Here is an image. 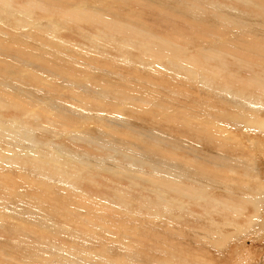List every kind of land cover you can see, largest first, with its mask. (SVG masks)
<instances>
[{
    "label": "bare ground",
    "instance_id": "obj_1",
    "mask_svg": "<svg viewBox=\"0 0 264 264\" xmlns=\"http://www.w3.org/2000/svg\"><path fill=\"white\" fill-rule=\"evenodd\" d=\"M123 1H128L127 4L134 3L142 6L144 9L152 8L155 10L152 12L180 19L185 24L196 28L198 32L192 33L198 39L185 35L178 38L155 36L151 31L146 30L139 20H133L132 11L124 14L122 8L119 7V0H78V2L32 0L35 5L36 2H47L48 5L53 4L59 8H65L68 13L74 12L73 20H77L79 23L84 20L98 22L108 27L111 38L115 32L129 34L137 43L141 44V51L152 57L153 60L148 62L145 59H138L141 65L133 66L135 61L131 63L128 59L113 60L109 56L105 57L96 51L91 52L80 45H78L79 49L78 47L72 49L66 42L58 39L55 33L45 32L40 27L42 24L34 23L35 21L30 20L31 16H29L28 20L23 17L26 21H23L20 26L18 25V28L7 26V23L4 24L0 21V64L16 63L8 61L9 56L21 59L36 57L42 63H46L44 59L52 58L57 61H68L67 63L70 65L86 62L90 66H96L97 70L100 69L99 76L103 71L110 75L117 74L120 82L101 81L92 78L93 72L92 74L89 71L81 72L86 73L88 80L81 83L101 91L103 95L115 92L125 98L123 99L125 103L116 105L106 102V100L103 101L104 99L94 98L95 96L84 90L77 93L76 90L69 88L72 96L79 98L80 106L85 108L81 114L75 112L85 120L78 126L83 125V128H87L88 126H85L87 122L97 124V119L104 120L87 112L91 107L89 104L92 103L101 107H110L109 110H106L110 114L123 111V113L133 115L158 117L159 123L146 125L149 132L154 133L152 135H147V132H137L130 128L131 126H122L130 131L134 130L141 136L144 134L143 136H147V138L153 137L155 147L146 142H139L138 145L129 147L118 141L110 140V145L107 148V150L130 161L131 165L126 168L130 172L137 169V166H140V169L137 170H141V172L144 167L152 170L149 176L153 178L155 199L143 198L142 202L133 203L136 206L134 208L144 211L145 215H142L139 212L133 214L123 212V210L108 205L109 203L104 204L97 198H90L86 193L80 192L75 185L77 184L79 187V184L83 183L77 181V183L73 182L74 185L70 184V179H66V174L60 172L58 168L67 166H63L47 156H39L34 148L37 147L36 145L32 148L27 146L31 144L20 138L27 132L14 131L12 123L17 124L18 121L4 122L0 118V144L5 142L16 148L12 151L11 156L0 147V264H260V262L264 264V256L260 258L261 255L258 257L257 253H254L250 258L249 255H246L245 248L239 249L240 245H243L241 240L247 239L251 233L259 234L264 230V220L258 216L259 210L262 209L258 191L252 187L247 189L244 186L242 187L243 191H248L250 195L244 194L245 196H243V191H241L238 192V195L235 193L236 197L235 195L229 196L232 189L227 186L230 181L227 174L223 176L211 173L217 170L211 171L201 164L200 168H196L199 165H196L195 161L186 157L174 156V153L169 151L171 149L184 150L196 160L211 164L213 162L212 165L227 170L232 169V165H237L235 168L240 169V172L245 175L252 171L256 172L255 165L253 166L244 157L245 155H241V152L239 153L236 149H239L243 142L246 146L248 144L250 148H255L258 145L256 136L264 137V0H237L247 8L253 9L252 12H256L255 19L211 0ZM14 2L20 3L21 0ZM14 2L0 0V14L16 17L17 13H12L13 10L10 9L11 6L14 7ZM41 10L43 9L41 8ZM48 10L53 12L51 8H46V13ZM27 11L29 12L30 9H26ZM133 12L136 11L133 10ZM21 16L15 19L19 23ZM47 17L49 16L47 15ZM54 21L56 22V20ZM93 27L95 26L91 28L93 29ZM21 29L25 31L19 32ZM147 40H151L153 43L146 44ZM103 42H106L105 39ZM90 45L94 48H99L97 47L99 45L103 46L97 40ZM124 53H120V55L125 56ZM5 55L8 58L1 60V56ZM163 55L170 58L168 59L169 67L166 69L159 62V58H162ZM224 56L227 59L229 57L233 62H226L223 59ZM132 58L134 57L132 56ZM19 67L22 66L17 63L15 68ZM42 69L46 70L43 67ZM222 69L227 70L229 74L232 73L233 78L236 75L240 77L242 72L248 73L250 77L248 76L249 78L246 79L247 77L242 78L241 75V80H236L239 78L233 79V81L229 78L226 81L222 80L223 82L219 80L222 83L220 84L222 88L227 89L221 90L220 85H214V87L212 85L218 79V74L214 70L220 74ZM46 71L56 74L59 70L49 68ZM3 74L10 77L14 75V71L8 68L3 71ZM30 74L28 75L30 83L38 82L42 84L43 89H47L45 85L48 81L45 83L44 79L33 69H30ZM60 75L64 74L60 73ZM96 75L94 76L96 77ZM223 76L221 78L225 77ZM230 77L232 78V75ZM121 80H125V82L123 83ZM127 80L146 86L126 83ZM3 83H0V108H4L10 99L14 101L13 105L33 112V118L47 115L45 117H48L49 121H55L49 116L52 110H48L46 107L47 109L35 108L36 110L33 111L30 104L35 103L29 99L30 97L15 95L13 88L19 89L22 88V85L7 87L5 92L1 90L5 88ZM217 86H220V90H214V88L217 89ZM53 87H50V90ZM57 88L59 89V87ZM40 90L42 91L41 88ZM47 93L46 95H48ZM244 93L255 96L254 99L258 98V100L256 99L258 102L255 100V103L246 102L248 99L244 100ZM48 96L47 98H50V95ZM38 101L44 102L45 100L41 97ZM52 104L50 103L54 109H57L54 106L57 104ZM89 110L91 111V109ZM60 117L61 115H58L57 118ZM110 120L114 121L112 118ZM131 120L144 123V120L140 119ZM107 121L109 122V120ZM182 122L191 131L206 135L207 141L197 140L195 136H189L187 132L188 137L185 138L184 129L181 130L184 127ZM62 124L67 135L77 133L83 138L91 137L97 144L105 143V140L101 139L102 136L94 137V132L103 135L99 131L98 125L96 127L92 125L91 128L85 130V133H81L78 130L75 131L66 118ZM77 127L75 128L77 129ZM151 127L156 130H152ZM229 130L235 133V138L231 137ZM12 134L18 135L11 136ZM104 134L106 135V133ZM118 137L120 138V136ZM78 138L75 136L74 139ZM178 138L187 143L181 142V146H177V144L175 146L174 140ZM26 139L31 140V135H26ZM226 141L237 143H232L235 147H227L224 143ZM6 147L7 145L4 146V148ZM257 147L262 146L259 144ZM56 149L62 152L60 147H56ZM231 149H234L240 156L239 164L231 161L233 152ZM57 152L59 153V151ZM71 159L78 160L74 157ZM251 160L253 161L252 158ZM64 179L70 183H66ZM233 180L236 181V179ZM184 181L189 185L184 184ZM214 191L221 193L214 194ZM168 193L173 194L174 197H167ZM118 197L122 199L123 206L127 207L130 197L119 192ZM184 199L187 202H183ZM204 202L207 206L202 204ZM215 208H219L223 214L216 216ZM232 208L236 211H245L246 208H251L253 211L247 219L245 218L246 222L240 227L233 223L234 230L231 231L227 214L231 212ZM217 218L218 220H215ZM191 226H195L199 231H192ZM250 231L253 232L249 233ZM4 233L13 239L7 238L3 235ZM233 245L235 247H232ZM261 251H264V245L262 249L260 248ZM235 256H237L236 260Z\"/></svg>",
    "mask_w": 264,
    "mask_h": 264
},
{
    "label": "rangeland",
    "instance_id": "obj_2",
    "mask_svg": "<svg viewBox=\"0 0 264 264\" xmlns=\"http://www.w3.org/2000/svg\"><path fill=\"white\" fill-rule=\"evenodd\" d=\"M14 1H16V0H14ZM14 1L11 0V2H14ZM68 1L78 2V0H68ZM211 1L215 2V3H220L221 5L225 6L226 8H232L244 16H247L250 18L253 17L252 19H255L257 17L256 12H252L253 9L247 8L244 4H242L241 2H239L237 0H211ZM31 2H32V0H29V1L21 0L20 3L14 2V7L11 6L10 9L13 10L12 13H14V14L17 13V15L15 14L16 17L23 15V16H21L22 18L19 19L20 23L17 20H15L16 17H13V16L11 17L8 15L6 16L4 14H0L1 15L0 21L3 22L4 24L7 23L6 24L7 26H12V27L18 28L23 21L28 20L29 16H31L30 20H33V22L35 21L34 23L40 22L42 24V26H40V27L43 28V30L45 32L55 33V35L57 36L58 39L66 42L68 44V46L72 49L75 47H78V45H80V47L88 49L91 52L96 51L105 57L109 56L113 60H117V61L119 60L120 61V60H127L128 59L131 63L133 61H135V62H133V66H137V65L140 66L141 65V63H139L138 59H145L148 62H151L153 60L152 57L148 56L147 54L145 55L141 51V49H140L141 44L137 43L135 41V39L132 36H130L129 34L124 35V33H116L115 32V34L111 38L110 30L108 29V27H105L104 25H101L98 22L94 23L91 21H87V20L83 21L82 20L83 22L79 23V22H77V20H73V17H75L74 12L68 13V10H66L65 8L64 9L59 8L57 5H53V4L48 5L47 2H44V3L43 2H36V5L34 4V2H32V3ZM126 2L128 3V1L121 0V2H120V0H119V5H120L119 7L122 8L123 13L127 14L125 12L132 11L131 14H133V16H134L133 20L134 21L139 20L141 25L146 30L151 31L155 36H161L162 38H165V37L169 38V36L174 37V38H178V37L185 35V36H191L192 38L194 37L195 39H198L197 36L192 33V32H198L196 30V28L192 27L189 24H185L180 19H174L173 17H169L170 15H166L163 13L161 14L159 12H152V10H154L152 8H149V9L145 8L144 9V7H142V6L140 7L134 3L127 4ZM120 3L122 4L123 7L121 6ZM26 4H29L28 5L29 7ZM30 4H32V5L30 6ZM15 5L17 6L18 9L15 8L16 7ZM19 5H22L23 7H20ZM129 5H132V6H130L131 9H130ZM135 5H136V7H135ZM34 6H36L37 8ZM21 8H22V10H21L22 12L20 11ZM25 8L28 10L30 9V11L26 12ZM41 8L43 10H41ZM46 8H49V9L51 8V10H53V12L48 10V12L46 13V11H45ZM53 8H55V9H53ZM133 10H135L136 12H133ZM149 10H150V12H149ZM246 12H247V14L248 13L249 14L247 15ZM39 14H41L42 16H40ZM47 15L49 17H47ZM253 15H255V16H253ZM52 16H54V17L51 18ZM23 17H26L25 18L26 20H24ZM54 20H56V22ZM90 26L91 27L95 26V27H93V29H92ZM52 27H53V29H52ZM19 30H20V28H19ZM95 30H98V31L95 32ZM24 31L25 30L21 29V31H19V32H24ZM173 33H175V34H173ZM179 33L182 35H180ZM104 39L106 42H103ZM130 39H131V41H130ZM96 40H97V42H99V44H101L103 46H100V45L97 46L99 48L92 47L90 44H92L93 41L96 42ZM145 43L151 44V43H153V41L147 40ZM78 49H79V47H78ZM124 52H126V53H124ZM120 53H124L125 56L120 55ZM132 56L134 58H132ZM139 56H140V58H138ZM130 57H131V59H130ZM163 57H165V58H163ZM167 57L165 55H163L162 58L161 57L159 58L161 60V61L159 60V62L161 63L162 67L165 69L169 67L168 59H170V58L169 57L167 58ZM1 58H2L1 60H4L8 57L5 55V56H1ZM38 59L39 58H36V57L35 58L25 57L24 59H21V58H14L12 56L11 57L9 56L8 61L16 62V63H11L9 65H7V64L1 65L0 64V83L4 82L3 85L5 87V88H2L1 90L6 92L8 89L7 87H11L13 85H17V86L22 85L21 86L22 88H19V89L13 88V90H15V95H18V96H25L26 95V97H30L29 99L35 103V104H30L33 111H35L38 108H44V109L48 108V110H52L49 113V116H50V118H54L55 121L54 122L51 120L49 121L48 117H45L47 115H45V116L40 115L39 118H36V117L33 118V114H34L33 112L25 111V110L21 109L20 106L13 105L14 101H12L10 99H8V101L4 105V108H0V118L4 122H10V121H16L17 122L18 121L17 124L12 123L14 126V131L16 132V131L23 130V131L27 132V134H26L27 136L31 135V140H27L26 135H23V137L21 136L20 138L24 139L27 143L31 144V145H27L29 148H32V146L34 147L36 145L37 147H34V148L39 153V156L40 155L47 156L51 160H55L59 164H62L63 166H67L65 168L64 167L63 168L58 167L60 172H64V174H66L65 175L66 179H70V181H71V183H70L68 180L64 179V181H66V183H70L72 185L77 183V181L79 183H83V184H79L80 189H79L77 184H75V185L77 186V188L80 192L86 193V195H88L90 198H92V199L97 198V199H99L100 202H102V203L104 202V204L109 203L108 205H111L114 208L119 209L121 211L123 210V212H127L130 214H133L134 212H139V213H142V215H145L144 211L139 210V208L138 209L134 208L136 206L133 205V203L136 204V202H142L141 199H143V198H148L150 200L155 199V195L153 194L155 187L152 184L153 178L151 176H149V174L152 173V170L147 168V167H144L143 172H141V170H137V169H140V166H137L136 167L137 169H133V171L130 172V170H126V168L129 165H131L129 163L130 161H127V159L125 157L124 158L126 160L123 159L122 156H120L117 153L112 152L111 150H107V148L109 147L108 145H110L109 144L110 140L115 141V142L118 141L121 144L123 143L129 147L132 145H138L139 142H146V143H148V145H153V147H155L154 146L155 144H153L154 141L152 140L153 137L147 138V136L146 137L143 136L144 135L143 133L147 132L146 133L147 135L154 134L153 132H149V129H147L148 126H146V125H148V123L149 124L155 123V122L159 123L160 122L158 120L159 118L158 117L152 118L149 116H142L140 114L133 115V114H128V113H123V111H119L120 113H117V114H110L106 111L107 109L109 110L110 107H108V106H102L101 107L100 105L92 103V104H89V106H91L89 108V109H91V111L88 109L87 112L88 113L91 112L96 117H100L104 120L101 121V120L97 119L96 120L97 124H93V122H87V124H85L86 127L88 126L87 128H83L82 127L83 125L81 127H79L78 124L79 125L83 124L85 120L80 118L79 115H77L75 112H77L78 114H81L83 112V110H85V108L82 105L80 106L81 102H78L79 98L72 96V94L69 92V88L72 90H76L77 93H80L81 90H84L88 93H91L93 96H95L94 98L104 99L103 101L106 100V102H110L113 104L115 103L116 105H121V104L125 103L123 101V99H125V98L121 97L119 94H117L115 92H112L114 95L111 92H108V93L103 95V93H101V91L99 92L98 90H95L93 87L86 86L85 84L81 83L84 81H88L86 79V73L84 72L85 73L84 74L81 72L89 71L91 74L93 72V75H91L92 78L98 79L101 81L120 82L119 76H117V74L115 75L114 73H112V75H110V73H108V72L105 73V71H103V70H102L103 72H101V74L99 76L100 69L97 70L96 66H93V65L90 66V64H88V63L86 64V62H81L80 64L75 63V64L70 65L69 63H67L68 61L67 62H63V61H59V60L57 61V59H55V60L53 59L54 60L53 61L51 58L49 60L44 59V60H46V63H42ZM132 59H134V60H132ZM165 59H167V60H165ZM223 59H225L226 62H230V63L233 62L232 60H230L229 57H228L229 60L225 56ZM35 61L39 64V66ZM47 62H48V64H47ZM17 63H18V65H21L22 67H19L16 69L15 65ZM56 64H58V65H56ZM252 66H254V65H252ZM42 67L46 70L49 68H52V69L59 70V71L56 74H52L51 71L48 72L46 70H43ZM58 67H61V68L58 69ZM8 68L10 70L14 71L13 76L8 77V76H5L3 74V71L8 69ZM30 69H33L36 72V74H39L44 79L45 83L48 81V83H47L48 87H47V85H45V87L47 89H43L42 84H40L38 82L37 83H34V82L30 83V81L28 80V79H30V77L28 75H31ZM80 69H83V70H80ZM209 70H212V69L209 68ZM224 70L225 69H222V72H220V74L222 73L221 76L216 70H214L218 74V79H217L218 83L216 80L212 85L213 87H214V85L222 84L219 82V80L226 81L229 78L231 81H233V79H236V78H239L236 80H241L242 78L247 77L246 79H248L250 77V75L248 73L242 72L240 74V77H239V75H236L233 78L232 73L229 74V73H227L228 72L227 70H225V71ZM59 72L61 74H64V75H60ZM8 74H12V73H8ZM223 74L225 77L223 76ZM94 75H96V77ZM230 75H232V78L230 77ZM241 75L243 76L242 78H241ZM26 76H28V77H26ZM222 76L224 78H221ZM5 77H6V79H5ZM23 77H26V78H23ZM51 78H53V79L51 80ZM117 78H118V81H116ZM22 79H25L26 81L22 80ZM27 80H28V82H27ZM56 81L59 84H56L57 83ZM121 81L123 83L125 82V80H121ZM126 83H133V84H137V85L146 86L145 84L143 85L142 83L134 82L132 80H130V81L127 80ZM220 86H217V89L214 88V90H218V89L220 90ZM50 87H53V88L50 90ZM57 87H59V89ZM40 88L42 89V91L40 90ZM221 90H227V89H223L221 86ZM51 92H52V94H51ZM46 93L48 95H50V98H47L49 96L46 95ZM247 95L248 94L244 93V96H243L245 101H246V99H248V101H246V102H249V101L250 102L252 101L253 103H255V101L258 102L257 101L258 98H256L257 100L254 99L255 96H249V95L247 96ZM41 97H43V100H45L44 102L38 101ZM56 97L59 99L57 100ZM4 100H6V99H4ZM53 101H55V102H53ZM112 101H114V102H112ZM115 101H117V102H115ZM49 102L51 104L53 103L52 105H54V104L59 105V106L54 105L58 109V111H57V109H54L50 105ZM35 105H37V106H35ZM40 105L42 107H39ZM104 108H105V110H104ZM120 110H122V109H120ZM53 112H54V114H53ZM55 112H57V113H55ZM58 112H60V113H58ZM58 115L59 116L61 115V117H60L61 119L57 118ZM65 118L68 119V121H70V124L73 127V129H75V131L78 130L81 133L82 132L85 133V130L88 129L89 127L91 128L92 125H93V127H96L98 125L100 127L99 131L101 133H103V135L102 134L98 135L99 134L98 132L97 133L94 132L95 136L94 135L93 136L96 138H98V137L100 138L102 136L101 139H104L105 143L97 144V142L95 140H93L91 137L83 138L81 135H78L77 133H75L73 135H67V133L64 132V125L62 124V122ZM111 118L114 121H111L110 120ZM58 119H59V121H58ZM71 119H72V121H71ZM131 119L144 120V123H141L139 121H133ZM33 120H36V121H33ZM107 120H109V122ZM180 121H182V120H180ZM72 122H74L75 124H73ZM28 123H29V125H28ZM30 123H32V124H30ZM182 123L184 124V122H182ZM58 124H59V126H58ZM76 124L79 127V129L76 126ZM139 124H141V125H139ZM122 126H129V127L131 126L130 128L137 130V132H143L142 133L143 135L141 136L140 134L136 133L134 130L130 131V130L122 127ZM75 127H77V129ZM101 127H103L104 129ZM151 129L156 130V129H154V127H151ZM107 130H109L110 132ZM181 130H183V132H185V134H184L185 138L188 137V135H187V133H188L189 136H195L197 138V140L202 139V141L205 140L204 142L207 141V138H205L206 135H201L199 133L191 131L188 127H186V124H184V127ZM51 131H52V133H51ZM107 132H109L110 134ZM104 133H106V135ZM230 133H231V137L235 138V136H236L235 133L233 131H230ZM17 135L18 134H12L11 136H17ZM75 136H76V138L79 137L78 138L79 140L81 138V140L79 141L78 139H74ZM118 136H120V138ZM260 138H261V140H260ZM256 139H257L256 143L258 144L257 146H259V144H260L262 147L259 148L256 146L255 148H250L248 144L246 146V144H244V142L242 141L243 143L240 146V148L236 149V150H238L239 153L241 152V155L242 154L245 155L244 157L247 158V160L249 162H251L253 164V166L255 165L254 169L256 172L252 171V173H247L246 175H245V173L240 172V169L235 168V166L237 167V165H235V166L232 165L233 166L232 169L227 170L225 168H219V166L216 167L215 165H212L213 162L211 164V163H206L204 161L202 162L201 160H196L195 158L190 156L188 154V152H185L184 150L181 151V150H177V149H174V150L171 149L169 151L174 153V156H178L181 158L186 157L189 160L195 161L196 165L197 164L199 165V167H196V168H200V164H201L203 167H205V168L207 167L211 171L217 170L216 172L213 171L211 173H218L219 175H223V176L227 174L228 178L230 179V181H228V183H227V186L232 189L231 195L227 192V194H229V196L235 195V197H236L238 195V192H241L244 190L242 188L244 186H246L247 189H249V187H252V189H256V191H258V193H259L260 205H262L261 206L262 209L259 210L260 215L258 214V216H260V218L264 220V217H263L264 216L263 215L264 214V137L261 135L260 136L258 135V136H256ZM129 141H130V143H129ZM95 142H96V144H95ZM174 142H175V146H176V144H177V146H181V142L187 143L186 141L180 140L179 138L175 139ZM224 143H225V145H227V147H235L232 143H237V142L229 143L228 141H226ZM243 144H244V146H243ZM6 145H7V147L4 148V146H6ZM0 147L3 150H5L6 154H9L11 156H12V151L16 150V148L13 145L9 146V144L5 143V142L1 143ZM56 147H58V148L60 147V149H62V152L59 149L55 150ZM57 151H59V153ZM8 152H10V153H8ZM231 152H232L231 153V155H232L231 161L235 164H239V162L241 161L240 156L238 155L237 152L234 151V149H231ZM72 157L77 158L78 160H72L71 159ZM251 158L253 159V161L251 160ZM123 168H125V169H123ZM134 168H135V166H134ZM71 177H72V179H71ZM233 179H236V181ZM239 181H242V182H239ZM73 182H75V183H73ZM183 183L189 185L186 181H184ZM118 192L120 194L125 195L126 197H130V199H129L130 203L127 206L128 208L125 205L123 206V201L121 198L118 197ZM116 193H117V195H115ZM216 193L220 194L221 192L214 191V194H216ZM227 194H226V196H227ZM244 194L250 195V193L248 191H243V196H245ZM167 197L172 198L174 196H173V194L168 193ZM227 198H228V196H227ZM155 202H157V201H155ZM183 202H187V200L184 199ZM202 204L207 206V204H205V202ZM217 207H222V206H217ZM233 208L231 209V212L229 214H227L229 220L230 221L232 220V222L229 221V223H230L229 230H231V231L234 230L233 223L236 224V226L240 227L241 225H243L246 222L247 217L250 216L252 214L251 212L253 211L251 208H248V209L246 208L245 211H243V210L242 211H240V210L236 211V210H233ZM134 209H136L137 211ZM194 210L198 211L196 209H194ZM215 211H216L215 212L216 216L223 214L219 208H215ZM215 220H218V218ZM195 228H196L195 226L190 227V229H192V231H199L197 228L196 229ZM251 232H253V231H250L249 233H251ZM256 234H258V233H256ZM256 234L253 235V233H251L247 239L241 240V242L243 244L242 246L240 244H238V245H240V247H239L240 250H242V248H245V252L247 253L246 255H249L250 258L253 257L254 253H257V256L261 255L260 258H262L264 256V251L260 252V248L262 249V247L264 245V230L259 232L258 235H256ZM3 235H5L7 237L6 233H4ZM7 238L13 239L10 237H7ZM232 247H235V245H233ZM232 251H234V249ZM236 258H237V256H235V260H236ZM8 263H10V262H8ZM260 264H262V263L260 262Z\"/></svg>",
    "mask_w": 264,
    "mask_h": 264
}]
</instances>
